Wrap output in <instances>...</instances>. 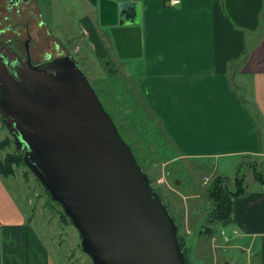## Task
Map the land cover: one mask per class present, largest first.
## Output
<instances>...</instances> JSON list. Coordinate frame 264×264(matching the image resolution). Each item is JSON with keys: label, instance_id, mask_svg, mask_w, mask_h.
<instances>
[{"label": "water", "instance_id": "obj_1", "mask_svg": "<svg viewBox=\"0 0 264 264\" xmlns=\"http://www.w3.org/2000/svg\"><path fill=\"white\" fill-rule=\"evenodd\" d=\"M98 8L118 57L141 59L140 2L98 0ZM4 49L0 119L93 264H186L177 223L79 62L33 66Z\"/></svg>", "mask_w": 264, "mask_h": 264}, {"label": "crops", "instance_id": "obj_2", "mask_svg": "<svg viewBox=\"0 0 264 264\" xmlns=\"http://www.w3.org/2000/svg\"><path fill=\"white\" fill-rule=\"evenodd\" d=\"M130 1L140 2L142 21L146 12L141 23L143 52L149 62L145 70L152 72L146 81L163 79L168 87L162 100L165 108H157V98L156 112L168 127L173 125L169 130L174 138L187 126L178 140L193 143V152L180 153L178 159L211 155L264 160L260 142L264 135V0H179L177 5L171 0ZM236 75L242 77L240 84L246 91L252 90L256 119L232 86ZM1 185L0 264H65L53 257L62 243L51 245L52 231L47 229L52 216L47 215L37 233L34 216H28ZM186 195L180 193L184 200L198 197ZM60 221L67 224L61 216ZM230 227L240 235L220 247L219 253H225L222 262L264 264V185L247 189L235 200Z\"/></svg>", "mask_w": 264, "mask_h": 264}, {"label": "rangeland", "instance_id": "obj_3", "mask_svg": "<svg viewBox=\"0 0 264 264\" xmlns=\"http://www.w3.org/2000/svg\"><path fill=\"white\" fill-rule=\"evenodd\" d=\"M117 1L125 2L130 0ZM56 2H53L54 6L53 11H50L51 13L47 10H39L43 14L42 17L46 20L47 26L53 27L55 25L56 27L54 32L45 29V31L51 34L50 36L47 35V38L41 31L42 37L47 39L46 50L54 52L55 43H61L59 38H54V34L58 36L62 35L64 40H68L71 43L75 32L78 34L77 43L81 51L75 53L74 58L79 62L88 79L97 90L102 86H106L110 90L115 89L110 95L102 93L103 98L106 102L114 105L113 110L110 108V112L113 113L116 122L124 125L126 122L128 123L125 129H123L127 140H131L135 135L137 137L140 136V140L133 144L135 147L134 151L137 153L142 164L144 166L146 165L148 174L154 179L156 188L162 192L166 201L172 204L178 217L181 216L180 222L183 223L182 233H186L189 240L188 243H190L188 244L189 250L191 249V253L188 254L190 264L223 263L222 260L225 259V256L223 257L222 255L225 253L222 252L221 255L219 249L220 247L230 245V241L227 238L232 240L235 237L233 236L232 230H229L231 227L228 228V226L219 229L216 235L210 237H208L209 235H205L198 238L195 235L198 231L195 226L198 227V224L206 220L211 206L207 194V185L203 182L204 178L209 177L211 179L213 176L221 175L227 179L228 183H225L227 187L229 189H235L234 178L241 171V175L245 177L247 189L253 190L259 184L261 185V183L255 179L252 165L256 164L258 167L257 170L264 174V160L249 156L215 157L211 155L196 158L190 157V159L187 158L186 160L176 158L174 154H191L193 152V146L191 144L193 143H186V140H178L186 133L187 126L181 127L176 132V137L174 138L169 130L173 125L168 127L167 123L156 112L155 100L157 98L160 101L157 108H165L162 100H164L168 92L166 81L153 77L145 81V76H148L151 72L150 69L145 70L147 72L144 71L145 62L149 64L146 58V61L144 59L119 61L120 59L114 54L115 49L112 41L106 35V30L100 26L99 15L97 17L95 7L89 0H56ZM225 17L227 22L228 20L232 22L230 17L226 15ZM151 19L156 21L157 15L155 14L154 16V13H152ZM145 21L146 12L143 11L142 24ZM81 31L84 32V38L79 35ZM32 35H38L36 25L32 26ZM90 44H92L93 50L95 51L91 50L92 47H90ZM74 47H77V45L73 42V50ZM108 63L110 67L106 65ZM114 72L117 73L116 78L112 76ZM241 78L239 75L234 76L232 86L237 90L238 95L242 96L243 100L246 99L245 105L247 110L249 109L250 114L256 119L257 110L249 95L252 90L249 89L246 91L244 89V86L240 84ZM249 78L252 79V77ZM172 80L173 78L169 79V81ZM168 83L169 85L171 84L170 82ZM239 86L242 89H239ZM183 90L181 89V91ZM179 95L181 94L179 93ZM128 101L137 108L136 117L131 114V106L126 107L129 105ZM142 118L147 120L146 123L149 126L145 122L143 124ZM260 120L262 121L261 116ZM259 131L261 133L263 132L262 127H260ZM150 136L153 137L151 140L156 139V144H153V142L150 144L148 142ZM162 136L170 140L172 146L176 145L175 150L168 153L173 154L170 162H164L163 159L157 161L153 159L159 152L163 153L162 149L168 152V149L160 148L158 143L162 142ZM7 137L12 138V135L0 120V142ZM184 137L186 138V136ZM260 139L261 146L264 149V135H260ZM142 144H147L149 148L140 152L138 151V147ZM162 146L164 147V145ZM16 151L15 144H11L5 149H0V161H3L10 153L13 154ZM0 179L3 189H5L10 197L17 201L20 208L28 213V216H34L33 228L37 230V233L43 225L44 220L49 219L47 215L52 216L51 229H47L52 231L51 238H53V241L51 245L58 246L59 243H62L60 253L53 256L56 261H62L65 264H93L92 259L84 252L81 246L82 238L77 228L71 220H69L70 222L64 220L67 224L60 221V216L62 218V213L64 212L62 206L49 197L43 185L38 182L35 175L27 166L15 167V175L10 177L0 175ZM180 193L183 196H187L186 194H192L194 196L198 194V197L197 199L188 197L184 200L183 196H180ZM29 201L33 202L32 206H29ZM209 226L216 229L214 225ZM192 233L193 235H189ZM192 246L194 247L192 248ZM62 250L66 253H63ZM215 258L216 260L213 261L212 259Z\"/></svg>", "mask_w": 264, "mask_h": 264}, {"label": "trees", "instance_id": "obj_4", "mask_svg": "<svg viewBox=\"0 0 264 264\" xmlns=\"http://www.w3.org/2000/svg\"><path fill=\"white\" fill-rule=\"evenodd\" d=\"M94 7H95V11H96L97 17H98V1L97 0H95V6ZM104 30H106L105 31L106 35L109 36L108 29H104ZM112 76L114 78L117 77L116 74H113ZM111 90L108 89V87H106V86L100 87L98 90V92L100 91L98 93L100 99L102 100L104 97L102 95V93H104L105 95H107V94L110 95L111 93L114 92L115 89H113L112 91ZM128 103H129V105H127L126 107L128 108L129 106H131V108H132L131 114H133L132 116L136 117L137 108L134 107V104H131L129 101H128ZM142 119H143V124L145 122V124L148 125L146 123L147 120L144 118H142ZM133 121H134V119H133ZM133 121H132V123H133ZM127 125H128L127 122L125 125L122 124V128L125 129V127ZM4 126H5V124H4ZM120 131H121V135H122L123 139L132 147L133 153H134L138 163L143 167V169L148 174V170L146 169V165L144 166V164H142V162L139 160L137 153L134 151L135 147L133 146V144H135L138 140H140V136L137 137V135H135V137H133L131 140H127V137L125 136V134L122 132L121 129H120ZM152 136H150V139L148 140V142L150 144H151V142H153V144H156V139L151 140V138H153ZM158 143L160 145V148H165L166 150L168 149V152H166L162 149L163 153L159 152V154H157V156L154 157L153 159L155 161H157L159 159H161V160L163 159L164 162H170V160L173 158V156H172L173 154H168V153L173 152L176 148L175 147L176 145L172 146L171 141L167 140L166 138H163V136H162V142H158ZM11 144H14L13 137L12 138L7 137L5 140L0 142V149H5V148H7V146H9ZM162 145H164V147ZM142 147H145V148H142ZM147 148H149L147 144H142L138 147V151L141 152V151L146 150ZM143 153H145V152H143ZM174 155L176 158H178L180 156V154H174ZM154 160H152V161H154ZM148 164H151V163H148ZM22 165H25V163L23 161V155L18 151H16L13 154L10 153L7 157H5V159L3 161H0V173L2 176H5V177L13 176V175H15V167H20ZM252 168H253V172L255 174L254 175L255 179L257 181H259L261 183V185L263 186L264 185V174H262L260 171L257 170L258 167L256 164H253ZM148 176H149L151 184L155 188L156 192L163 199L164 203L168 207L171 215L173 216L175 222L177 223V225L179 227L178 238H179L180 244L183 248L185 257H186V264H190V259H189V255H188L189 253H191V249L189 250V246H188V244H190V243H188L189 240L187 238L186 233H182L183 223L180 222L181 216L178 217V215L176 214V211L172 207V204L170 202L166 201L165 196L154 185V179L151 177L150 174H148ZM225 183L226 184L228 183L227 179L225 177H223L221 175H216V176L212 177L210 183L207 185V194H208V198L210 201L209 203H211V206L209 208L210 211L208 213V216L206 217V220H205L206 222L204 221L201 224H198L199 225L198 227L195 226L196 229L198 230L197 233H195V235L198 238L205 236V235H209L208 237H210L212 235H216L217 232L219 231V229L226 228V227L230 226L233 222L235 200L246 194L247 186L245 183V177L243 175H241V171H239L234 178L235 189H229ZM46 192L49 195V197L51 198V196L47 190H46ZM62 218L66 222H70L69 217L64 212L62 213ZM209 225H214L216 227V229L211 228ZM189 235H193V233L189 234ZM193 247L194 246H192V248Z\"/></svg>", "mask_w": 264, "mask_h": 264}, {"label": "flooded vegetation", "instance_id": "obj_5", "mask_svg": "<svg viewBox=\"0 0 264 264\" xmlns=\"http://www.w3.org/2000/svg\"><path fill=\"white\" fill-rule=\"evenodd\" d=\"M89 1L93 6H95L94 0H89ZM53 2H56V0H0V49L2 50L4 48L12 49L15 55H17L14 57H19L21 60L25 62H30L33 66H37L41 63L53 59H57L60 57H67V56L75 57V53H79L81 51V48L78 47V43H77L78 34H76V32H75V36L72 37V43L69 42L68 40H64L62 35L58 36L54 34V38H59L61 43L59 42L55 43L54 52H50L46 50L47 39L42 37L41 31L43 32L44 36L47 38V35L50 36L51 34L45 31V29H47L50 32H54V30H56V27L55 25H53V27H48L46 20L42 17L43 14L39 10L40 9H42V11L47 10L49 11V13H51L50 11H53V6H54ZM98 15H99V8H98ZM33 25H36V32L38 33V35H32ZM103 29H108V28H103ZM83 34L84 32L81 31V34L79 35L83 37ZM108 37L111 39L112 45L115 49V45L111 38L110 31ZM73 42L77 45V47H74V50L72 49ZM3 46L5 47L2 48ZM90 47H92L91 50H93L92 44H90ZM54 53H56V55H54ZM114 54L117 58H119L116 49ZM143 59L145 60V55L141 59H128V60L123 59V60L131 61V60H143ZM121 60L122 59H120L119 61L121 62ZM146 64L147 62H145V65L143 64L144 71L146 68ZM106 65L110 67L109 63ZM114 74L117 73L114 72ZM145 77H146L145 78L146 81L147 76ZM96 91L97 94L100 92V91L98 92L97 89ZM101 102L104 108L111 114L115 124L118 127L120 134H121L120 129L124 133V130L122 128V123L116 122L113 113L110 112V108L113 110L114 105L106 102L104 98L101 100Z\"/></svg>", "mask_w": 264, "mask_h": 264}, {"label": "built area", "instance_id": "obj_6", "mask_svg": "<svg viewBox=\"0 0 264 264\" xmlns=\"http://www.w3.org/2000/svg\"><path fill=\"white\" fill-rule=\"evenodd\" d=\"M179 2H180L179 0H171V4H172V5H177ZM208 182H209V178L206 177L205 180H204V183L207 185ZM239 235H240V234H239L238 231H233V236H235V238H236V237H239ZM227 240H228V241H231V239H229V238H227Z\"/></svg>", "mask_w": 264, "mask_h": 264}]
</instances>
